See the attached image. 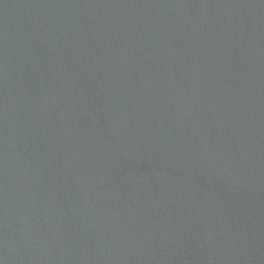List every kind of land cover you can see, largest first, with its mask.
<instances>
[{"label":"water","instance_id":"1","mask_svg":"<svg viewBox=\"0 0 264 264\" xmlns=\"http://www.w3.org/2000/svg\"><path fill=\"white\" fill-rule=\"evenodd\" d=\"M0 264H264V0H0Z\"/></svg>","mask_w":264,"mask_h":264}]
</instances>
